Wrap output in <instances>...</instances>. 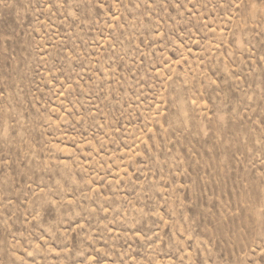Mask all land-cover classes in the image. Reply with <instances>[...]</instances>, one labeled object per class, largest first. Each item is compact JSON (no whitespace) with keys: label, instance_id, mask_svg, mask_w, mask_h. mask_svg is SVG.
Listing matches in <instances>:
<instances>
[{"label":"rangeland","instance_id":"374dc122","mask_svg":"<svg viewBox=\"0 0 264 264\" xmlns=\"http://www.w3.org/2000/svg\"><path fill=\"white\" fill-rule=\"evenodd\" d=\"M0 264H264V0H0Z\"/></svg>","mask_w":264,"mask_h":264}]
</instances>
